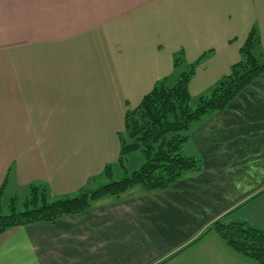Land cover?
<instances>
[{
    "label": "crops",
    "instance_id": "0c3cea01",
    "mask_svg": "<svg viewBox=\"0 0 264 264\" xmlns=\"http://www.w3.org/2000/svg\"><path fill=\"white\" fill-rule=\"evenodd\" d=\"M252 27L264 49V0H0L4 199L30 185L51 199L98 187L124 129L121 114L116 126L98 123V81L135 103L174 74L176 54L189 65L210 52L188 84L197 98L240 60ZM182 153L200 166L165 190L136 187L6 230L0 264H255L210 228L243 221L264 230V75L197 122Z\"/></svg>",
    "mask_w": 264,
    "mask_h": 264
},
{
    "label": "trees",
    "instance_id": "16d2710c",
    "mask_svg": "<svg viewBox=\"0 0 264 264\" xmlns=\"http://www.w3.org/2000/svg\"><path fill=\"white\" fill-rule=\"evenodd\" d=\"M208 53L189 65L184 64L182 52L176 54L174 74L157 81L138 106L126 112L124 129L117 135L118 160L104 167L99 176L104 182L95 189L84 188L74 196L51 199L45 187L30 185L23 200L11 197L3 204L2 184L0 235L10 228L54 222L84 212L103 198L118 199L136 187L146 193L162 191L187 172L196 171L200 161L182 153L192 127L202 118L224 111L242 91L264 75V49L260 48L258 33L252 27L239 50L240 60L230 67L229 74L218 80L207 94L193 99L188 84L195 67ZM136 154L142 163L138 169L127 173L124 164ZM116 169L124 176L114 180ZM210 230L234 253L255 264H264L263 229L243 221H216Z\"/></svg>",
    "mask_w": 264,
    "mask_h": 264
},
{
    "label": "rangeland",
    "instance_id": "374dc122",
    "mask_svg": "<svg viewBox=\"0 0 264 264\" xmlns=\"http://www.w3.org/2000/svg\"><path fill=\"white\" fill-rule=\"evenodd\" d=\"M152 88L150 87L148 88L147 94L152 90ZM112 91L113 90L110 88V80L98 81L97 90L95 92V94L99 95V98L97 100V104H98L97 111L98 112L96 116L98 118V123L101 125L105 123H110V126H116L117 125L116 119H118V116L121 114L122 120H123L126 112L132 111L134 109L133 106L137 107L141 101V100H138L135 103H134V100H130L128 103L123 100L121 101L118 95L116 94L111 95ZM122 131H123V126L122 128H120L119 132H122ZM141 163H142V160L138 154L132 156L131 160L125 163L127 173H130L138 169ZM119 172H121V170ZM123 176H124V173H120V175L117 176L116 173L114 172V180L120 179ZM24 195L26 196L27 193L23 195H18L16 198H18L21 201L25 198ZM2 201L4 202L3 204H7L9 199L8 198L4 199L3 197Z\"/></svg>",
    "mask_w": 264,
    "mask_h": 264
}]
</instances>
